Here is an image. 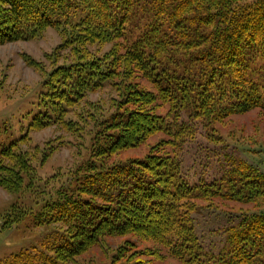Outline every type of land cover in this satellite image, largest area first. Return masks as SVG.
Segmentation results:
<instances>
[{"label": "trees", "instance_id": "1", "mask_svg": "<svg viewBox=\"0 0 264 264\" xmlns=\"http://www.w3.org/2000/svg\"><path fill=\"white\" fill-rule=\"evenodd\" d=\"M49 27L70 59L43 76L28 130L58 126L82 139L88 126V155L62 172H70L66 183L34 199L35 210L13 205L5 213L6 224L33 213L35 225L55 228L43 251L21 249L0 264H74L107 236L126 234L153 241L158 256L181 264H264V170L222 153L212 177L190 181L180 152L200 128L264 111V0H0V44L39 37ZM106 87L119 98L102 116L101 103L86 95ZM154 99L165 113H157ZM29 131L0 143V186L7 191L57 181V173L36 178L33 162L49 149L32 144ZM154 132L161 136L144 159L109 161ZM225 200L254 206L225 227L221 247L207 249L194 214ZM134 245L125 240L112 259L132 254L125 250Z\"/></svg>", "mask_w": 264, "mask_h": 264}, {"label": "rangeland", "instance_id": "2", "mask_svg": "<svg viewBox=\"0 0 264 264\" xmlns=\"http://www.w3.org/2000/svg\"><path fill=\"white\" fill-rule=\"evenodd\" d=\"M62 38L58 30L49 27L36 38L17 40L0 44V143L3 140L18 135L21 131H29V122L39 105L42 92V78L54 65L69 60L67 49H58ZM109 45L103 47L102 53ZM96 50V47H89ZM141 86L153 91L145 80L139 79ZM90 102L101 103L104 113L109 115L114 110V103H118L117 93L106 87L86 95ZM117 97V98H115ZM158 99L153 103L157 113L163 114L167 110ZM76 110H74L76 114ZM99 116V117H102ZM215 130L200 128L192 141L181 149L183 165L190 181L202 177H212L219 169L220 155L226 153L246 158L264 170V111L253 108L243 113L233 114L214 123ZM29 139L32 144L46 146L48 150L44 160L33 162L35 176L38 180H48L57 173V181L43 185L34 190L25 189L23 192H10L0 186V261H4L11 254L21 249H36L43 251L54 224H34V214L28 213L24 219L15 224L3 223V217L13 205L32 206L35 210V198L47 196L63 183L78 162L86 158L88 150V136L90 127H86L84 137L77 139L64 132L58 126L43 129L32 127ZM161 134L154 132L141 139L133 146L123 147L109 158V161L130 164L144 159L156 144ZM214 140V141H212ZM63 172V173H62ZM202 203V202H201ZM200 206V205H199ZM252 202H236L232 200L218 201L209 206H201L195 214L196 232L207 249L217 250L224 242V229L237 220L240 212L253 209ZM133 234L107 236L106 243L94 245L85 249L77 257L74 264H129L138 258L149 264H181L168 256L157 255L155 243L148 239H139ZM130 239L135 245L126 249V255L120 259H112L116 249ZM151 250L155 251L154 255ZM137 251V252H136ZM141 254H138L140 253Z\"/></svg>", "mask_w": 264, "mask_h": 264}]
</instances>
